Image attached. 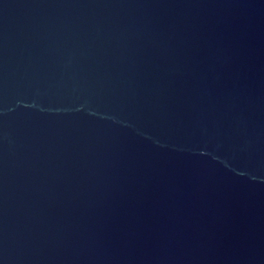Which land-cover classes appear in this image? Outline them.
<instances>
[{
	"label": "water",
	"instance_id": "water-1",
	"mask_svg": "<svg viewBox=\"0 0 264 264\" xmlns=\"http://www.w3.org/2000/svg\"><path fill=\"white\" fill-rule=\"evenodd\" d=\"M0 264H264V0H0Z\"/></svg>",
	"mask_w": 264,
	"mask_h": 264
}]
</instances>
